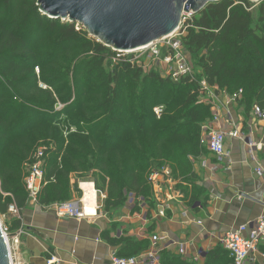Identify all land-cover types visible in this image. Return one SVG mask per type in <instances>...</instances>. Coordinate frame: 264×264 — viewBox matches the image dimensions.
<instances>
[{
	"label": "trees",
	"instance_id": "1",
	"mask_svg": "<svg viewBox=\"0 0 264 264\" xmlns=\"http://www.w3.org/2000/svg\"><path fill=\"white\" fill-rule=\"evenodd\" d=\"M74 25L43 15L36 0H0V212L12 200L20 210L26 206L23 164L32 148L23 140L30 138L57 144L47 158L42 205L69 199L71 174L94 170L99 179L90 180L96 188L106 184L104 211L111 218L130 194L131 211L138 210L139 198L155 207L148 177L167 165L175 178L191 184V193L178 185L189 205L198 200L205 205L206 189L193 162L206 152L202 125L211 118L212 105L200 99V82L227 93L241 89L240 104L264 108V0L255 14L249 0H218L193 14L182 37L193 74L178 80L123 59L114 62L110 47ZM57 101L63 104L59 111ZM159 104L164 112L157 117L153 108ZM62 113L74 125L84 124L68 135L65 147L55 124ZM20 226L13 217L10 230ZM103 236L119 256L149 246L147 239L111 236L109 230ZM259 248L264 252V243ZM159 257L161 264H198L165 249ZM203 264H233V259L218 244Z\"/></svg>",
	"mask_w": 264,
	"mask_h": 264
},
{
	"label": "crops",
	"instance_id": "2",
	"mask_svg": "<svg viewBox=\"0 0 264 264\" xmlns=\"http://www.w3.org/2000/svg\"><path fill=\"white\" fill-rule=\"evenodd\" d=\"M213 102L215 106L211 113L219 110L223 118L217 124L208 120L211 128L225 127L223 119L229 111L233 121L242 128L245 138L264 141L263 120L251 114L243 121L235 111L234 103L229 102L222 91L216 93ZM245 138L228 137L225 143L227 156L222 161L208 150L206 155L196 158L193 171L199 178V184L206 189L205 205L199 200L189 205V196H185L182 188L187 187L191 193L192 187L182 182V188H178L183 197H175L167 203L166 217L157 216L156 208L141 198L137 200L138 210L131 211L135 204L134 194L128 197L120 217L114 219L105 211L91 221L57 218L48 210L32 206L21 209L24 233L13 260L17 264H44L46 257L54 254L60 259L59 264H108L111 253L116 251L103 236L104 231L109 230L111 236L147 239L149 246L142 252L153 249L158 257L164 249L180 254L179 244L186 243V252L181 256L203 264L207 251L219 244L218 239L223 233L264 214V173L256 172L257 167L264 168V148L254 151L253 159ZM203 159L207 160V166L202 165ZM70 182L73 187V180ZM183 211H187L186 215L181 214ZM113 223H117V228L112 229ZM153 234L163 237L154 246ZM259 251L264 254L260 248ZM256 258V262L246 264L264 263V257Z\"/></svg>",
	"mask_w": 264,
	"mask_h": 264
},
{
	"label": "built area",
	"instance_id": "3",
	"mask_svg": "<svg viewBox=\"0 0 264 264\" xmlns=\"http://www.w3.org/2000/svg\"><path fill=\"white\" fill-rule=\"evenodd\" d=\"M189 16L185 22V16ZM193 13H184L181 25L172 34L155 41L147 46H143L130 51H116L112 60L115 62L119 59L129 61L131 64H136L149 69H159L161 75L169 76L173 80H178L181 76L192 75L193 68L190 65L182 43V37L186 27L189 25ZM75 30H85V28L75 22ZM184 25V26H183ZM86 31V30H85ZM89 35V34H88ZM90 36V35H89ZM202 93L200 99L211 103V109L215 106L213 98L217 91H222L229 102H234L242 95V90L239 89L233 93H227L224 90H219L216 86H210L205 79L201 80ZM163 107L158 105L153 108L157 117L161 116ZM251 114L259 120L264 121V108L258 104L252 106ZM223 116L219 110L212 112L211 122L220 123ZM226 126H218L211 128L209 122H204L202 125V142L205 143L207 150L212 153L219 161L224 160L227 156L225 143L228 137L244 139L242 128L235 123L229 113L226 111V117L223 119ZM249 153L255 159L254 151L264 148V141L254 140L250 137L245 138ZM48 147L43 145L37 147L27 158L23 166V184L27 192V205L48 210L57 218H76L93 220L102 213V198L105 194H100L93 180L78 181V188L81 191V196L62 202H55L50 205H42L39 203V194L43 186L47 183L45 178L46 165L48 158ZM202 165L207 166L206 159L202 160ZM258 174L264 173L263 167H257ZM148 182L152 189V198L155 200L156 215L166 217L167 203L175 197H183V193L178 188L183 181L181 178L173 176L171 168L163 166L161 169L153 171L149 174ZM89 184L92 186L95 193L92 202V210L88 209L89 203L85 199V189L83 185ZM100 197V199H99ZM20 208L15 202L8 205V212L14 218L21 220ZM187 211L181 214L186 215ZM4 233L7 236L12 264H17L13 260L14 252L20 245V237L24 233V229L20 226L14 232H9V226H3ZM163 237L153 234L151 240L153 246ZM218 243L228 250L229 255L233 259V264H246L247 262H256L258 256L264 257V254L259 251V245L264 243V214L258 218L242 223L236 228L223 233ZM186 243H180L178 252L181 255L185 254ZM258 255V256H256ZM60 259L54 254H50L45 259L44 264H59ZM77 264H87L78 262ZM108 264H161L160 259L153 249L141 252L131 256H119L115 251L111 253ZM257 264V263H256ZM260 264H264L263 262Z\"/></svg>",
	"mask_w": 264,
	"mask_h": 264
},
{
	"label": "water",
	"instance_id": "4",
	"mask_svg": "<svg viewBox=\"0 0 264 264\" xmlns=\"http://www.w3.org/2000/svg\"><path fill=\"white\" fill-rule=\"evenodd\" d=\"M214 1L218 0H36V4L43 15L77 22L111 49L130 51L172 34L184 13L196 14ZM0 264H12L1 220Z\"/></svg>",
	"mask_w": 264,
	"mask_h": 264
},
{
	"label": "rangeland",
	"instance_id": "5",
	"mask_svg": "<svg viewBox=\"0 0 264 264\" xmlns=\"http://www.w3.org/2000/svg\"><path fill=\"white\" fill-rule=\"evenodd\" d=\"M249 1L252 4L253 12L255 14L256 13V7L258 6V4H259L260 1H251V0H249ZM188 19H189V16L186 15L185 16L184 25L186 24V21H188ZM68 22L69 21L60 20V23H68ZM87 35H88V33H87ZM88 37L92 38L89 35H88ZM95 39L97 40V38H95ZM143 69L149 70V68H146V67H143ZM34 71H35V73L37 75H39V69H38V67H35ZM157 71L160 73L159 69H157ZM39 87L42 88V89H47V88L51 89L50 87H47V85H45L43 82H39ZM241 97L239 99H236L234 102H231V103H234L235 111L242 116V120L244 121L245 118H247L248 116H251L252 107L246 108V107H244V105L240 104ZM159 105L163 107V109H162V113H163L164 112V105H162V104H159ZM156 106H158V105H156ZM62 107H63V104L60 101H57L56 104H55V110H58L59 111V110L62 109ZM59 115L60 116H57V119H60V120H59V122H56L55 124H56V127H59L60 128V130H61V132L63 134V137L65 139V142H64V145L63 146L65 147L66 144L68 143V139H67L68 138V135L71 134V133H77L79 127L81 125H83L82 127H84V124L80 123L79 126L78 125H74L68 119H66V116L63 113L62 114H59ZM209 118L212 119V114L209 116ZM207 122H208V120H207ZM23 144H27V145H30L31 146L32 150H30V154L37 147L43 146V145H45V146L48 147V151H49L48 155L52 152V151H50V149L53 150V149L57 148V144H55V142H54V140L52 138L46 139V141H44L43 138H37L35 141H33L31 138L30 139H24L23 140ZM204 145H205V143H204ZM205 150H206V152H204L203 154L206 155L207 152H208L206 146H205ZM30 154H28V157L30 156ZM49 158H50V156H49ZM195 160L196 159H194V162H195ZM194 162H193V164H194ZM97 174L98 173L95 172L94 170L89 171V172L82 171V172L72 173L71 174V177L72 178H70V180L71 181L73 180V187L71 186V197L69 199H73L75 197L81 196V191L79 190V188L77 186L78 181H82V180L88 179V178L89 179H93L95 181V180L99 179V177L96 176ZM182 181L185 182V183H187V184H190L189 182L185 181L184 179ZM70 185H72L71 182H70ZM99 188L97 186V190L99 191V193L106 195V193H105L106 184H101V186H99ZM1 194L3 195V197H5L7 195H10V194L5 193V192H1ZM69 199H67V200H69ZM99 199H100V197H99ZM103 199L104 198H102V211L104 213V209L105 208H104V202H103L104 200ZM13 202H14V200H12L10 203H13ZM126 204H127V201H126ZM27 206L28 205H27V201H26V206L25 207H27ZM124 207H126V206H124ZM122 213H123V210L120 209L118 212H115L112 215V218L113 219L114 218H119ZM12 219H13V216L11 214H9V212H8V206H7L6 212H3V213L0 212V220L2 222V225L4 227L5 226H9V223H10V221H12ZM8 230H9V232H14V231L10 230V228Z\"/></svg>",
	"mask_w": 264,
	"mask_h": 264
},
{
	"label": "bare ground",
	"instance_id": "6",
	"mask_svg": "<svg viewBox=\"0 0 264 264\" xmlns=\"http://www.w3.org/2000/svg\"><path fill=\"white\" fill-rule=\"evenodd\" d=\"M84 189H85V199L86 201L89 203L88 205V209L89 210H92L93 207H92V202L94 200V197H95V193L93 191V188L91 185L89 184H86V185H83Z\"/></svg>",
	"mask_w": 264,
	"mask_h": 264
}]
</instances>
